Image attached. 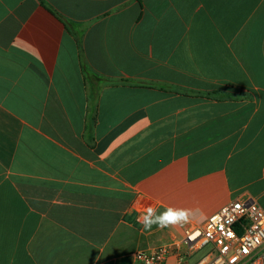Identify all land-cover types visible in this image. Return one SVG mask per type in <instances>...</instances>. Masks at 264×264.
I'll list each match as a JSON object with an SVG mask.
<instances>
[{
	"label": "crops",
	"instance_id": "crops-1",
	"mask_svg": "<svg viewBox=\"0 0 264 264\" xmlns=\"http://www.w3.org/2000/svg\"><path fill=\"white\" fill-rule=\"evenodd\" d=\"M246 197L264 0H0V264H136Z\"/></svg>",
	"mask_w": 264,
	"mask_h": 264
},
{
	"label": "built area",
	"instance_id": "built-area-1",
	"mask_svg": "<svg viewBox=\"0 0 264 264\" xmlns=\"http://www.w3.org/2000/svg\"><path fill=\"white\" fill-rule=\"evenodd\" d=\"M211 247L199 261L195 252ZM136 264H264V209L251 197L238 198L204 225L188 228L181 243L138 251Z\"/></svg>",
	"mask_w": 264,
	"mask_h": 264
},
{
	"label": "clouds",
	"instance_id": "clouds-1",
	"mask_svg": "<svg viewBox=\"0 0 264 264\" xmlns=\"http://www.w3.org/2000/svg\"><path fill=\"white\" fill-rule=\"evenodd\" d=\"M191 215L190 209L167 207L162 212H157L155 208L148 206L137 220L144 231H151L153 226L164 229L186 223Z\"/></svg>",
	"mask_w": 264,
	"mask_h": 264
},
{
	"label": "rangeland",
	"instance_id": "rangeland-1",
	"mask_svg": "<svg viewBox=\"0 0 264 264\" xmlns=\"http://www.w3.org/2000/svg\"><path fill=\"white\" fill-rule=\"evenodd\" d=\"M211 251V247H206L204 249H201L194 253L192 256L191 263H194L195 261H199L203 257H205L209 252Z\"/></svg>",
	"mask_w": 264,
	"mask_h": 264
}]
</instances>
